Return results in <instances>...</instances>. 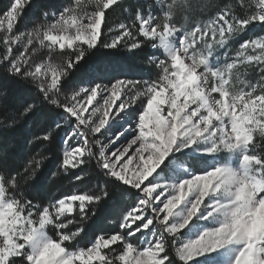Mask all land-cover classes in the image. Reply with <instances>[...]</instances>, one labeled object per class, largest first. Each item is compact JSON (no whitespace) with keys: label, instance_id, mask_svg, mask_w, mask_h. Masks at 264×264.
I'll use <instances>...</instances> for the list:
<instances>
[{"label":"snow or ice","instance_id":"obj_1","mask_svg":"<svg viewBox=\"0 0 264 264\" xmlns=\"http://www.w3.org/2000/svg\"><path fill=\"white\" fill-rule=\"evenodd\" d=\"M33 7L0 8V138L40 125L0 152V264H264V0Z\"/></svg>","mask_w":264,"mask_h":264},{"label":"trees","instance_id":"obj_2","mask_svg":"<svg viewBox=\"0 0 264 264\" xmlns=\"http://www.w3.org/2000/svg\"><path fill=\"white\" fill-rule=\"evenodd\" d=\"M128 1V0H127ZM130 4L131 2H134V0H129ZM119 15L126 16V14H122L119 10L115 13H112L110 16V21H114L116 18H118ZM148 50V49H147ZM139 59V62H142L143 58ZM135 59L129 58L127 56H121L119 58H114L110 56L107 52V50H101L96 57L92 60V67L99 68L101 64L106 63H119L126 64L128 68H132L133 61ZM107 64V65H108ZM135 69V67H133ZM22 95L27 96L29 93L27 90H22ZM31 125L32 127H30ZM40 125L34 124L32 122L17 125L15 130H8L7 133H5L7 139L6 141L3 138H0V152H3L5 149L13 156V158L16 160L17 163L23 162V159L27 158V155L30 154L31 151H35V149H31V146H29L26 141L31 139L32 133L37 132L39 130ZM29 130L27 133L26 131ZM2 131V129H0ZM30 134V135H29ZM56 147H57V141L54 145L50 146V149L46 152V155L48 156V160L46 161V172H51L54 170L53 164L54 160L56 159ZM51 156V157H49ZM98 178V177H97ZM99 179V178H98ZM65 184V178L61 177L56 179L52 184L48 186V191L52 193L53 191H57L60 187V184ZM62 189V188H61Z\"/></svg>","mask_w":264,"mask_h":264},{"label":"rangeland","instance_id":"obj_3","mask_svg":"<svg viewBox=\"0 0 264 264\" xmlns=\"http://www.w3.org/2000/svg\"><path fill=\"white\" fill-rule=\"evenodd\" d=\"M60 2V0H34V7L32 8V9H30L29 10V12H28V17L30 18V17H33V16H36V15H38V12H39V8L41 7V6H43V5H45V4H49V3H59ZM126 2L127 3H129L130 4V1L128 0H126ZM217 2H228V0H217ZM7 3V0H0V8H2L3 6H4V4H6ZM132 3H134V2H131V4ZM111 19V18H110ZM126 19H127V15L126 16H122V15H119L118 16V18H116L114 21L112 20V21H110L109 23L111 24V25H116V24H118V23H120L121 21H126ZM21 27L23 28L24 27V25H21ZM262 34H264V28H260L259 26H257L254 30H253V32H251L249 35H262ZM245 38H247V37H245ZM234 47H238V44H234L233 45ZM148 51H150V49H146V52H148ZM126 56V55H125ZM124 56V57H125ZM140 59H142V58H144L143 57V54L141 55V57H139ZM133 61V64H132V68H129V70H130V72L133 74V75H135V76H140V75H142V72H141V68L143 67V64H142V62H139V59L138 58H136L135 60H132ZM118 63V62H117ZM120 64H122L121 62H119ZM107 64L108 63H106V62H104V64H101L100 66H99V68H104V67H106L107 66ZM126 67H127V65L126 64H124ZM133 67H135V69L133 68ZM128 68V67H127ZM145 78H147V77H145ZM29 123V122H28ZM30 127H32L31 125H29ZM39 126V125H38ZM29 130H27L26 131V133L28 132ZM57 131H59V130H57ZM30 135V134H29ZM63 136V133H60L58 136H57V139H56V141H57V147H56V152H55V154L57 155L56 156V159L54 160V166H53V168H54V170H55V168H56V165H57V163H58V157L60 156V153H61V148H62V145H61V143H60V141H61V137ZM30 140V139H29ZM1 146V145H0ZM49 157H51V156H49ZM53 170V171H54ZM87 180H88V182L89 183H91V184H95V183H97V181H98V178H97V176L95 175V174H93V175H91L90 177H88L87 178ZM62 188V189H61ZM68 190H75L74 188H73V185L69 182V179L68 178H65V184H60V187L58 188V190L57 191H53L52 193H55V194H57V195H59V193L60 192H62V191H68Z\"/></svg>","mask_w":264,"mask_h":264}]
</instances>
